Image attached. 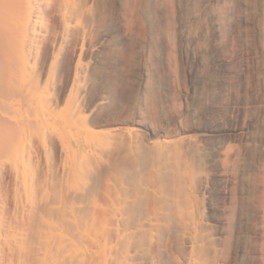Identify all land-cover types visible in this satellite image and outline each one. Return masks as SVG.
<instances>
[{
	"label": "bare ground",
	"instance_id": "6f19581e",
	"mask_svg": "<svg viewBox=\"0 0 264 264\" xmlns=\"http://www.w3.org/2000/svg\"><path fill=\"white\" fill-rule=\"evenodd\" d=\"M0 264H264V0H0Z\"/></svg>",
	"mask_w": 264,
	"mask_h": 264
}]
</instances>
